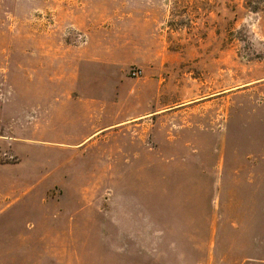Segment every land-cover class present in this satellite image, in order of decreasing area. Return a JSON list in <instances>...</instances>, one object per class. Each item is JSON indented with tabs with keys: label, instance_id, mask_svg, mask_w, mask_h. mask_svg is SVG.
Instances as JSON below:
<instances>
[{
	"label": "rangeland",
	"instance_id": "obj_1",
	"mask_svg": "<svg viewBox=\"0 0 264 264\" xmlns=\"http://www.w3.org/2000/svg\"><path fill=\"white\" fill-rule=\"evenodd\" d=\"M0 264H264V0H0Z\"/></svg>",
	"mask_w": 264,
	"mask_h": 264
},
{
	"label": "trees",
	"instance_id": "obj_2",
	"mask_svg": "<svg viewBox=\"0 0 264 264\" xmlns=\"http://www.w3.org/2000/svg\"><path fill=\"white\" fill-rule=\"evenodd\" d=\"M246 7H247L248 9H250L251 11H256V10H257L255 6H251L250 3L248 4L247 1H246Z\"/></svg>",
	"mask_w": 264,
	"mask_h": 264
}]
</instances>
